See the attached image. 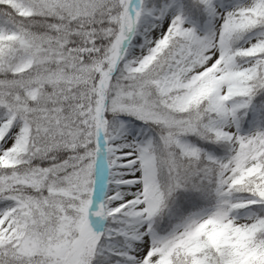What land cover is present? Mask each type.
Returning <instances> with one entry per match:
<instances>
[{
  "label": "snow or ice",
  "instance_id": "1",
  "mask_svg": "<svg viewBox=\"0 0 264 264\" xmlns=\"http://www.w3.org/2000/svg\"><path fill=\"white\" fill-rule=\"evenodd\" d=\"M0 264H264V0H0Z\"/></svg>",
  "mask_w": 264,
  "mask_h": 264
}]
</instances>
